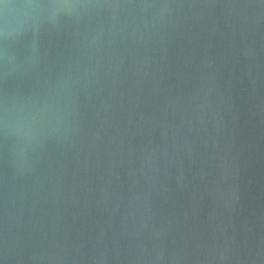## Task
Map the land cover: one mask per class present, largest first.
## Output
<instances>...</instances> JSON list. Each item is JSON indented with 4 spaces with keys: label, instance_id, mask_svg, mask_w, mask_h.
<instances>
[{
    "label": "water",
    "instance_id": "1",
    "mask_svg": "<svg viewBox=\"0 0 264 264\" xmlns=\"http://www.w3.org/2000/svg\"><path fill=\"white\" fill-rule=\"evenodd\" d=\"M0 264H264V0H2Z\"/></svg>",
    "mask_w": 264,
    "mask_h": 264
},
{
    "label": "clouds",
    "instance_id": "2",
    "mask_svg": "<svg viewBox=\"0 0 264 264\" xmlns=\"http://www.w3.org/2000/svg\"><path fill=\"white\" fill-rule=\"evenodd\" d=\"M0 3H2V0H0Z\"/></svg>",
    "mask_w": 264,
    "mask_h": 264
}]
</instances>
